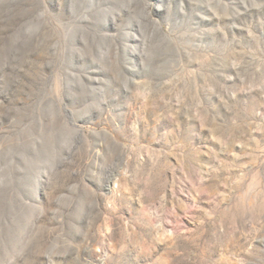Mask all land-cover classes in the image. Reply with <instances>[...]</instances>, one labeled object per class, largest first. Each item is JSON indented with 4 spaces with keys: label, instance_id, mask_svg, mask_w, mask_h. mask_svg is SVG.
Masks as SVG:
<instances>
[{
    "label": "rangeland",
    "instance_id": "374dc122",
    "mask_svg": "<svg viewBox=\"0 0 264 264\" xmlns=\"http://www.w3.org/2000/svg\"><path fill=\"white\" fill-rule=\"evenodd\" d=\"M0 264H264V0H0Z\"/></svg>",
    "mask_w": 264,
    "mask_h": 264
}]
</instances>
